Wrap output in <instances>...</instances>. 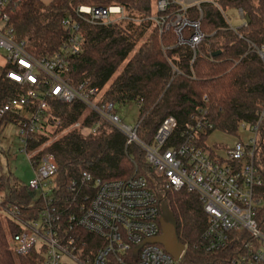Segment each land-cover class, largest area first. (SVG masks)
<instances>
[{"label": "trees", "instance_id": "16d2710c", "mask_svg": "<svg viewBox=\"0 0 264 264\" xmlns=\"http://www.w3.org/2000/svg\"><path fill=\"white\" fill-rule=\"evenodd\" d=\"M192 1L187 3L190 7L185 15L197 19L199 12L193 3H198L201 28L207 34L195 50L186 45L162 50L163 46L175 44V36L172 30L159 33L149 19L156 13L155 0H12L9 23L16 40L24 42L25 51L43 58L63 51L68 32L61 20L73 14L77 5L123 6L129 16L138 20L81 25L84 43L77 55L67 59L64 76L68 83L96 87L99 103L135 101L139 105L137 134L147 142L165 117H175L179 131L196 109H204L212 129L201 133L198 142L208 149L205 140L212 131L236 136L242 124H257L264 109V58L257 53L264 47V0ZM231 9H241L245 22L235 30L229 28L224 17ZM169 11L182 12L181 5L174 3ZM217 51L220 53L213 56ZM193 52L195 58L190 64ZM11 67H0V106L8 98L23 94L27 87L6 76ZM2 121L17 124L16 117L10 114ZM68 127L73 129L46 143ZM40 146L42 149L35 151ZM25 152L32 154L30 160L34 162L43 154H53L58 165L55 195L59 197H65L66 185L77 179L82 170L109 180L144 177L148 188L176 219L178 238L185 245L178 264H221L233 254V240L225 249L213 253L194 249L207 221L197 195L185 189L165 188L143 151L136 144L125 145L121 132L78 100L49 99L40 130L28 141ZM253 163L264 189V118L257 125ZM0 195V264H42L41 251L35 248L25 255L11 250L9 237L20 228L1 210L16 207L21 218L28 220L38 216L43 201L31 204L33 194L11 172L0 175ZM79 234L89 244L95 240L85 231L80 230Z\"/></svg>", "mask_w": 264, "mask_h": 264}, {"label": "built area", "instance_id": "2783aa9c", "mask_svg": "<svg viewBox=\"0 0 264 264\" xmlns=\"http://www.w3.org/2000/svg\"><path fill=\"white\" fill-rule=\"evenodd\" d=\"M11 1L0 0V49L5 52L4 66H12L6 76L27 87L23 94L8 98L0 106V120L7 114L16 117L22 150L25 152L28 141L39 132L49 99L78 100L121 132L125 145L133 143L141 148L146 161L162 177L165 188L185 189L197 195L207 221L198 242L193 244L194 249L213 253L225 249L233 240V254L221 264H264V189L253 163L257 125L264 118V109L257 124L240 126L249 136L239 137L225 148L223 155L199 145V135L212 129L206 110L201 108L196 109L179 131H176V118L165 117L153 134V144H148L137 134L138 122L127 125L116 114L113 102H98L100 92L96 87L84 83L71 86L64 76L68 57L77 55L84 43L82 24L104 25L138 19L129 16L119 4H80L73 14L61 20L68 32L63 51L36 58L25 51L23 41L15 38L9 23ZM174 3L175 0H155L157 14L149 17L159 33L172 30L175 36V44L163 46L162 50L179 45L195 50L207 36L201 28L199 5L194 4L198 18L190 19L185 15L190 5L182 6V12L169 11ZM224 17L229 28L235 30L237 27ZM237 17L244 25L241 9L237 10ZM257 53L263 59L264 47L257 49ZM194 58L195 52L190 64ZM27 155L31 159L32 154ZM31 163L33 173L26 183L27 190L33 194L31 204L41 199L44 206L36 218L28 220L21 218L16 207L5 211L20 228L9 237L14 253L25 255L37 245L43 256L42 264H63V257L79 264H178L182 260L185 247L181 259L175 260L160 244L143 243L161 233V203L144 177L109 180L82 170L77 179L66 185L65 197H59L55 195L58 165L53 154H43ZM80 230L95 240L89 244L79 234Z\"/></svg>", "mask_w": 264, "mask_h": 264}, {"label": "rangeland", "instance_id": "374dc122", "mask_svg": "<svg viewBox=\"0 0 264 264\" xmlns=\"http://www.w3.org/2000/svg\"><path fill=\"white\" fill-rule=\"evenodd\" d=\"M198 1V0H197ZM175 2L182 6H189L188 2H193L192 0H175ZM114 4V3H109ZM107 4V5H109ZM196 4V3H193ZM192 4V5H193ZM80 5V4H79ZM78 6V5H77ZM229 23L234 27H239L242 22L237 17V10H228L225 12ZM136 21V20H135ZM5 55L3 49H0V58ZM115 112L120 117V119L127 125L134 126L139 120V105L135 101L126 102L123 104H115ZM83 116L80 120H82ZM75 126H78L75 125ZM74 126V127H75ZM73 129L68 127L66 130L55 133L50 137L46 143H49L51 140L58 138L67 130ZM249 133L243 128H239L236 136L227 135L221 131H212L207 139L205 144L208 149H214L218 154L223 155L225 148L232 146L238 138H247ZM145 142L147 140L143 139ZM153 135L151 139L147 142L148 144H153ZM137 146V145H136ZM43 146H40L35 151L42 149ZM139 147V146H137ZM140 148V147H139ZM141 149V148H140ZM145 156V155H144ZM0 166L1 171L0 175L11 172L16 178H18L23 183H27L29 178L33 173V166L28 157V155L22 150V145L18 136V127L12 121H2L0 123ZM1 199V195H0ZM2 214H5L4 210H1ZM39 244V243H38ZM37 245L35 246V249ZM63 264H79L69 258H62Z\"/></svg>", "mask_w": 264, "mask_h": 264}, {"label": "water", "instance_id": "95a60500", "mask_svg": "<svg viewBox=\"0 0 264 264\" xmlns=\"http://www.w3.org/2000/svg\"><path fill=\"white\" fill-rule=\"evenodd\" d=\"M219 53L220 52L217 51L212 53V55L216 56ZM159 224L161 233L156 237L144 240L143 243H158L175 260H180L181 252L184 250L185 246L178 238L176 219L164 203L160 204ZM138 248L139 246L135 247L133 250L134 254H136Z\"/></svg>", "mask_w": 264, "mask_h": 264}, {"label": "crops", "instance_id": "0c3cea01", "mask_svg": "<svg viewBox=\"0 0 264 264\" xmlns=\"http://www.w3.org/2000/svg\"><path fill=\"white\" fill-rule=\"evenodd\" d=\"M43 2L47 3L49 2V0H42ZM5 65V60H4V56L2 58H0V67H4Z\"/></svg>", "mask_w": 264, "mask_h": 264}]
</instances>
